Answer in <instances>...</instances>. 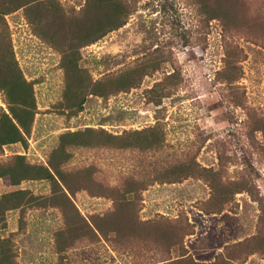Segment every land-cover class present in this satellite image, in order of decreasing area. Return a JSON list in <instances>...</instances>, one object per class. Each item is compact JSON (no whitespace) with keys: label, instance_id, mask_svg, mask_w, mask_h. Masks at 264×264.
Instances as JSON below:
<instances>
[{"label":"rangeland","instance_id":"374dc122","mask_svg":"<svg viewBox=\"0 0 264 264\" xmlns=\"http://www.w3.org/2000/svg\"><path fill=\"white\" fill-rule=\"evenodd\" d=\"M59 1L76 10L85 2ZM127 1L135 8L127 22L73 51L77 67L68 74L60 50L34 34L22 10L5 16L15 59L33 83L35 114L25 142L1 145L0 166L14 163L16 155L31 165L54 158L69 181L111 186L124 178H150L163 164L190 161L195 176L141 191L140 219L191 224L184 246L197 262L211 263L221 252L217 264H264V47L244 35L228 38L242 71L230 84L219 74L226 48L219 20L208 21L193 0ZM167 74L174 75L166 80L172 93L156 105L148 89ZM140 75L137 85L118 90ZM8 106L0 90V114ZM62 134L63 154L56 150ZM112 135L139 137L144 151L115 147ZM242 183L251 191L234 193ZM16 190L47 196L51 184L0 177V197ZM224 193L229 199L223 210L205 213ZM68 194L87 219L115 207L110 197L92 195L87 187ZM63 228L59 207L23 203L5 211L0 240L8 238L16 264H145L153 253L149 245L116 247L103 239L68 245L72 239L61 235Z\"/></svg>","mask_w":264,"mask_h":264},{"label":"trees","instance_id":"16d2710c","mask_svg":"<svg viewBox=\"0 0 264 264\" xmlns=\"http://www.w3.org/2000/svg\"><path fill=\"white\" fill-rule=\"evenodd\" d=\"M194 5L204 9L208 21H220L225 40L224 64L219 74L221 80L233 83L242 74L240 61L235 55L237 46H231L228 38L233 35H244L252 42L264 47V0L251 3L249 0H193ZM22 10L24 17L33 25L34 34L41 37L61 52V65L68 74L77 67L78 58L74 55L80 47L94 43L108 32L123 26L135 8L127 0H85L78 9L65 8L59 0H0V90L5 92L9 106L8 111L0 114V147L7 143L25 142L35 114V97L33 83L26 80L15 59L8 25L5 16ZM87 35V37L83 36ZM71 50V52H69ZM167 74L161 81L155 82L148 89L150 99L159 105L161 100L169 96L173 87L166 80L173 78ZM139 77H129L118 90L131 88L139 81ZM176 86H174L175 88ZM102 94L97 91L95 94ZM68 135V134H67ZM71 135H74L72 133ZM74 135V139H76ZM115 147L141 149L145 141L130 136L112 135ZM78 142L77 140H74ZM67 143L66 134L61 135L59 148L64 153ZM81 143L87 145L85 139ZM153 144H149L152 147ZM144 151V150H142ZM22 155L15 156V162L0 166V177L8 176L11 183L18 184L23 179H46L51 184V192L47 196H36L24 190L5 193L0 197V220L5 211L21 207L24 204L38 207L56 206L62 211L64 228L62 233L74 240L89 239L111 242L117 247L134 246L136 249L148 246L153 252L146 258L145 264H217L219 253L211 263L197 262L184 246V238L192 234V225L180 219L159 221L140 219L137 212L140 193L147 186L155 183L180 182L198 172L192 162H171L158 166L157 172L150 178H124L120 183L105 186L100 182L85 185L80 181H69L68 172L54 158L47 165H31L22 161ZM200 172L202 170H199ZM199 172V173H200ZM234 193L251 191L246 183ZM79 187H87L92 195L110 197L114 202V210L103 215H92L85 218L72 202L68 193H74ZM128 195L133 196L129 200ZM215 195H218L215 193ZM229 194L220 197L221 202L215 208H205L204 212L215 213L223 210L224 202ZM8 238L0 240V264H16L9 247ZM149 242V243H148ZM66 243V242H65ZM114 246V247H115ZM116 249V248H115ZM174 250V252H173ZM174 253V254H173Z\"/></svg>","mask_w":264,"mask_h":264}]
</instances>
